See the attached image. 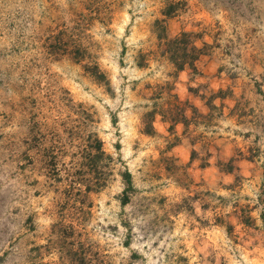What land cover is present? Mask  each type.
Instances as JSON below:
<instances>
[{"label": "rangeland", "instance_id": "1", "mask_svg": "<svg viewBox=\"0 0 264 264\" xmlns=\"http://www.w3.org/2000/svg\"><path fill=\"white\" fill-rule=\"evenodd\" d=\"M0 264H264V0H0Z\"/></svg>", "mask_w": 264, "mask_h": 264}, {"label": "trees", "instance_id": "2", "mask_svg": "<svg viewBox=\"0 0 264 264\" xmlns=\"http://www.w3.org/2000/svg\"><path fill=\"white\" fill-rule=\"evenodd\" d=\"M170 13V11H166L164 14L168 15ZM180 36V37H179ZM184 36H188L186 35V33L181 32L178 36H173L171 38H168L166 40V45H165V50L168 51L169 55H170V61L172 62L174 68L176 70H181L183 68V66L185 64L187 65H191L193 66V62L197 59V57L202 53L201 48L197 47L193 42L189 41V44L184 46H180V43H183V37ZM179 53L180 57L183 59H185L186 57H188V60H181L176 61L175 60V55ZM92 67L95 69L96 75V79L97 77H102L103 74L101 72L98 71V68L95 64L92 65ZM95 73V72H94ZM98 73V74H97ZM95 76V74H94ZM104 77V76H103ZM183 112V111H182ZM84 113V112H83ZM183 115V114H182ZM184 116V115H183ZM83 119L85 121H90V116L89 114L84 113V117ZM150 129V128H149ZM148 131V130H146ZM82 141H83V146L81 147V166H87L90 167L91 171H93V168L96 169V164L99 163V161H104L106 160L108 163L109 161H111V157L106 155L102 149L101 146V141L100 139L97 137V135L93 132H85L83 134L82 137ZM108 165V164H107ZM98 168L100 169H104L106 167V164H102V165H97ZM105 171V170H104ZM99 171L98 173L94 172V174H92L93 176V180H91L90 182H88L89 180H86L89 177V173L91 172H84L81 174V180L82 182H85V189L86 191L91 190L92 188H90V185L87 183H93V185L100 187L102 185H104V176L106 175V171L105 172ZM88 175V176H86ZM121 182L123 184V189H122V196L120 198V203L124 204L126 203L127 199H128V190L132 189V182H131V177H130V173L127 170H123L122 172L119 173ZM70 183L69 185H73V183L75 182L74 179H70ZM95 189V188H93Z\"/></svg>", "mask_w": 264, "mask_h": 264}, {"label": "crops", "instance_id": "3", "mask_svg": "<svg viewBox=\"0 0 264 264\" xmlns=\"http://www.w3.org/2000/svg\"><path fill=\"white\" fill-rule=\"evenodd\" d=\"M202 72H205V68L202 67ZM223 87L219 84L218 82V88ZM226 99H222V101H225ZM219 102V100H218ZM193 105L200 111V113H205V108L204 104H199L197 102H194ZM219 129L223 130L224 134L223 135H218V138L214 140V143L218 144V159H225V158H230L233 152V145L231 144V136H227L229 126L228 123H224Z\"/></svg>", "mask_w": 264, "mask_h": 264}]
</instances>
